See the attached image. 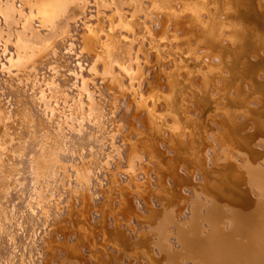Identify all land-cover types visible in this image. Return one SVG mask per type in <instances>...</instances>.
Here are the masks:
<instances>
[{
  "label": "bare ground",
  "instance_id": "obj_1",
  "mask_svg": "<svg viewBox=\"0 0 264 264\" xmlns=\"http://www.w3.org/2000/svg\"><path fill=\"white\" fill-rule=\"evenodd\" d=\"M48 223L43 264H264V0H0V260Z\"/></svg>",
  "mask_w": 264,
  "mask_h": 264
},
{
  "label": "rangeland",
  "instance_id": "obj_2",
  "mask_svg": "<svg viewBox=\"0 0 264 264\" xmlns=\"http://www.w3.org/2000/svg\"><path fill=\"white\" fill-rule=\"evenodd\" d=\"M42 84V83H41ZM40 85V84H39ZM42 87H44L43 86V84L41 85ZM46 93H47V90H46ZM25 127V126H24ZM28 129H30V130H28L27 131V134L25 133V135L23 136L24 138H26L27 136H28V134H29V136H31V134H32V131H35L36 130V127H33V125L31 126V128H35L34 130L33 129H31L29 126H26ZM21 128H23V126L21 127ZM19 129L18 130V134H16V136L17 137H15L16 139H15V141H16V144L18 143H20V141H19V139L20 138H18L19 136L20 137H22V135H23V129ZM32 130V131H31ZM65 133V132H64ZM63 135V134H62ZM66 135H68V129H67V131H66V133L64 134V136H66ZM22 137V138H23ZM18 138V139H17ZM21 138V139H22ZM19 141V142H18ZM25 143V141L24 142H22V145ZM26 143H28V142H26ZM21 144V143H20ZM28 145H29V143H28ZM60 190L62 191V187H60ZM42 215V214H41ZM52 218V216L49 218V222H51V220L53 219H51ZM51 219V220H50ZM44 226V225H43ZM48 226V227H47ZM42 227V226H41ZM44 228V229H43ZM44 230V231H43ZM41 232V233H40ZM53 232V230L51 231V227H50V223H48V224H46L44 227H42V229L40 228V230H39V232H38V234H36L35 235V237H33V239L32 240H34V241H32L31 242V245L30 244H28V245H30V246H28V245H23V246H21V247H19L20 249H16V253L17 254H20L22 251H24V253L22 252V254L24 255L23 257V262H22V264H43L42 262H45L46 261V258H45V256H46V254H45V252H44V250L46 249V245H47V241H48V239L50 238V237H52V233ZM44 237H46L45 239H44ZM32 238V237H31ZM42 240V241H41ZM37 241V242H36ZM35 242V243H34ZM39 244V245H38ZM43 245V246H42ZM24 246H26V247H24ZM32 246V247H31ZM23 247V250H21V248ZM25 248V249H24ZM37 248V249H36ZM45 248V249H44ZM41 249V250H40ZM42 249H44V250H42ZM40 250V251H39ZM18 251V252H17ZM26 251V252H25ZM30 251V252H29ZM37 252H38V254H37ZM41 253V254H40ZM28 254V255H27ZM29 254H30V257H29ZM35 254V255H34ZM40 254V255H39ZM42 254H44L43 255V257H42ZM27 255V256H26ZM38 255V256H37ZM25 256H26V258H25ZM32 256H34V257H32ZM29 257V258H28ZM42 259V260H41ZM26 260V261H25ZM39 260V261H38ZM44 260V261H43ZM0 261H2V262H4L3 264H6V263H8V262H6V261H4V260H0ZM36 261V262H35ZM6 262V263H5ZM20 261L18 260V262L16 261V264H20L19 263ZM46 263V262H45ZM2 264V263H1ZM9 264V263H8ZM10 264H12V262L10 263Z\"/></svg>",
  "mask_w": 264,
  "mask_h": 264
}]
</instances>
